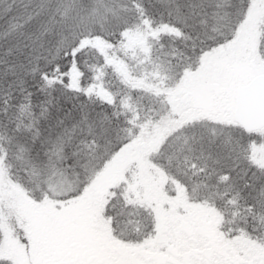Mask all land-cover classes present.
Here are the masks:
<instances>
[{
  "label": "snow or ice",
  "instance_id": "obj_1",
  "mask_svg": "<svg viewBox=\"0 0 264 264\" xmlns=\"http://www.w3.org/2000/svg\"><path fill=\"white\" fill-rule=\"evenodd\" d=\"M0 264H264V0H0Z\"/></svg>",
  "mask_w": 264,
  "mask_h": 264
}]
</instances>
